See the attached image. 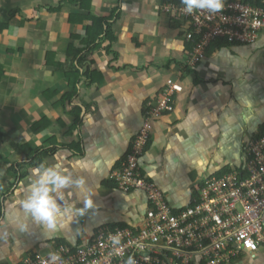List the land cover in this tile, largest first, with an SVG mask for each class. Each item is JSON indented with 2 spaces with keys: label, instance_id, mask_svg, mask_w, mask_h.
<instances>
[{
  "label": "crops",
  "instance_id": "1",
  "mask_svg": "<svg viewBox=\"0 0 264 264\" xmlns=\"http://www.w3.org/2000/svg\"><path fill=\"white\" fill-rule=\"evenodd\" d=\"M169 3L91 0L86 11L79 0H0V19L3 11L17 10L0 37V264H21L28 254L48 253L43 245L51 242L83 246L108 225H141L148 207L145 197L125 195L106 184L143 124L145 103L155 101L165 88L176 89L171 109L154 121L139 169L176 209L189 205L204 180L238 169L247 143L264 137V40L222 46L187 66L182 30L160 10ZM58 4L61 11L50 12ZM88 12L97 18L113 12L118 16L112 20L117 58L109 59L103 42L63 61L69 44L82 49L87 22L80 24V17ZM70 13L82 16L71 25ZM49 52L55 63L66 62L67 74L51 66ZM72 65L79 74L90 70L101 78L90 85L81 78L72 86ZM74 89L72 102L80 108L81 123L69 135L57 123L62 112L54 104ZM43 119L50 125L34 135L30 127ZM15 144L48 155L35 167L27 150L18 153ZM34 169L71 178L67 187L52 193L62 212L68 209L55 229L24 211L30 187L40 180ZM88 199L91 208H85ZM235 264H264V251L247 253Z\"/></svg>",
  "mask_w": 264,
  "mask_h": 264
},
{
  "label": "built area",
  "instance_id": "2",
  "mask_svg": "<svg viewBox=\"0 0 264 264\" xmlns=\"http://www.w3.org/2000/svg\"><path fill=\"white\" fill-rule=\"evenodd\" d=\"M183 9L173 2L162 7L164 14L192 29L185 36L194 43L187 66L202 62L212 42L251 46L264 37V0H224L220 12L188 14ZM174 90L166 89L147 104L140 130L111 174L120 193L145 197L148 207L141 225L101 227L83 246L44 244L46 255L28 254L21 264H52L51 253L61 257L55 264H235L247 253L264 251V137L247 143L238 169L204 180L198 200L176 215L160 188L139 174L153 123L171 109Z\"/></svg>",
  "mask_w": 264,
  "mask_h": 264
},
{
  "label": "trees",
  "instance_id": "3",
  "mask_svg": "<svg viewBox=\"0 0 264 264\" xmlns=\"http://www.w3.org/2000/svg\"><path fill=\"white\" fill-rule=\"evenodd\" d=\"M66 1H68L69 3H72L73 0H64V2H66ZM79 1H80V6L83 8V10L87 11L89 9L91 0H79ZM164 2H173V3H176V4H182L181 0H164ZM16 11L15 10L3 11L1 13L2 16H1V19H0V37L7 30H9V26L11 24V21L13 20L15 15H17ZM60 11H61V5H59V4L56 7L50 8V12H60ZM79 13H80V11H79ZM76 16H82V15L75 14V13H70L68 15V22L71 25H73L74 22L77 21V17ZM117 17L118 16L115 15V12L111 13L109 16H104V17H99V18L95 17L91 12L90 13L88 12V16H86L85 18L84 17H80V24H83L84 22H87V25L84 26V29L86 31V35L80 41V46H82V49H79V48L74 47L73 45L69 44L67 46L66 58L63 61H67L68 59L74 60L76 57L82 56L84 49L85 50H87V49L89 50V48L90 49H98V48H100V46H101V44L103 42H107L108 43L106 48L104 49L105 53L107 55H112L114 58H117V53L112 52V45L116 41V38L114 37V34H113V32H114V30H113L114 24H113L112 20L114 18L116 20ZM170 20L172 21V23H173V25L175 27H178V28L181 27V23L179 21H176L175 18H172L170 16ZM75 38L78 40L77 37H75ZM261 40H264V37L261 38ZM261 40H258L255 44L259 43V41H261ZM186 45L188 46L187 49L191 50L192 46H193V42L188 43ZM233 45L234 46H240L239 44H233ZM210 46H211V48H210ZM222 46H231V44L227 43L225 40H219V41H216V42H212V43H210L209 47L207 48L206 53L207 54H211L213 51L219 50ZM212 47L214 48L213 50H212ZM54 56L55 55L52 52H49L47 54L46 58L48 59V57H51L53 59ZM51 60L50 59L47 60V63H48V61H51ZM65 63L66 62H64V63L60 62V63L57 64V63H55V61L53 59L51 61V66H53L55 69L57 68V70H59V72H61V71L65 72L64 71ZM70 72H71V78H72L70 84L72 86L77 84L80 81L81 78L87 79V84L88 85L96 83L101 78L98 73L90 72V70H86L82 74H79L77 68H75L73 65L70 68ZM65 74H67V72H65ZM2 76H3V67L0 65V80H1ZM69 76L70 75H68V78H69ZM166 89L167 88H165L163 91H165ZM75 94H76V90L75 89L71 93L63 94L60 97V99L57 100L55 102V104H54L56 106V108L61 109V112H62V116L59 119H57V123H59L58 125L60 126L61 129L65 128L66 130H68V134L69 135H71L73 130H75L78 127V125L81 123V118H80L81 111H80V108L75 106V105H73V102H72V98H73V96ZM160 95L158 96V98L160 97ZM146 105H147V103H145V105H144L145 110H146ZM144 113H145V111H144ZM49 125H50V121L48 119H43V120L38 121L34 125H32L30 127V130L33 132L34 135H38L41 132L45 131ZM260 134L264 135V128L261 129V133ZM0 136H1V132H0ZM257 137H259V136H257ZM133 140H134V138L132 139L131 143L133 142ZM149 142H150V140H149ZM149 142H148V144H149ZM13 148L18 153L19 152L23 153V152H25L27 150L26 154H29V156L33 158L32 165L35 166V167L36 166L38 167L40 164H42L43 160L48 155V151H46V150L43 151V152H41L40 150H34L33 151L30 148V146H28V145L15 144V145H13ZM49 151H51V152L53 151L54 152V149H51ZM11 171H13V170H11ZM138 171H139V174L141 175V177L145 178L143 173H141L140 169ZM229 172L230 171L225 170V171L221 172L218 176H215V177L216 178H221V177H223L224 175H226ZM110 180H111L110 183L107 182V184H106L107 187L109 186L110 188H115L116 189V183L111 179V175H110ZM146 180H148L149 182H152L147 177H146ZM2 195H3V192L0 189V208H1ZM165 199L168 202V204L171 206V204L169 203V201L167 200L166 197H165ZM195 199L198 200L197 189L195 191L193 190V193H192V196H191V201H190L189 204H192V201L195 200ZM188 206L189 205H187L186 207L181 208V209H179V208L176 209L173 206H171V208H172L173 213L176 215V214L180 213L181 211L185 210ZM105 227L109 228V229H114L115 227H126V226L125 225H108V226H105ZM56 243L57 244L58 243L62 244V242H56Z\"/></svg>",
  "mask_w": 264,
  "mask_h": 264
},
{
  "label": "clouds",
  "instance_id": "4",
  "mask_svg": "<svg viewBox=\"0 0 264 264\" xmlns=\"http://www.w3.org/2000/svg\"><path fill=\"white\" fill-rule=\"evenodd\" d=\"M181 2L184 5V12L188 14L198 9H206L209 12H220L224 7V0H181ZM165 5L166 4L161 6V13H163L162 7ZM175 20L181 23V27L179 28L182 30L184 42L186 44L191 43L185 39V36L192 29L188 30L183 21L176 18ZM33 175L40 176V180L38 185L30 187L29 195L25 198L23 203L24 211L26 214L30 213L34 216L36 220L46 223L50 229H55L63 216L67 214L68 209L64 208L62 212V206L57 203V197L53 196L52 193L57 192L60 188L67 187L71 182V178L67 175H61L59 171L51 169L47 170L44 174H41L39 169H34ZM78 183H82V181ZM49 184L52 185L51 188L47 187ZM84 204L85 208H91L93 206L90 199L85 200ZM78 211L83 210L81 209ZM50 255L52 264L61 260L59 254L51 253ZM61 264H63V262H61Z\"/></svg>",
  "mask_w": 264,
  "mask_h": 264
},
{
  "label": "rangeland",
  "instance_id": "5",
  "mask_svg": "<svg viewBox=\"0 0 264 264\" xmlns=\"http://www.w3.org/2000/svg\"><path fill=\"white\" fill-rule=\"evenodd\" d=\"M109 56V59L110 60H114V57L112 55H108ZM157 99H155V101H152L151 104H154L156 102ZM48 250H44V251H41V255H46Z\"/></svg>",
  "mask_w": 264,
  "mask_h": 264
}]
</instances>
